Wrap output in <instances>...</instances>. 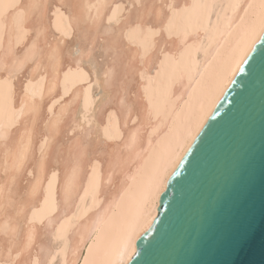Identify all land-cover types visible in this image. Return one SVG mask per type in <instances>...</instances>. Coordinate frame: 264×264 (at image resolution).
I'll return each mask as SVG.
<instances>
[{
    "label": "bare ground",
    "instance_id": "obj_1",
    "mask_svg": "<svg viewBox=\"0 0 264 264\" xmlns=\"http://www.w3.org/2000/svg\"><path fill=\"white\" fill-rule=\"evenodd\" d=\"M260 3L0 0V264L130 263Z\"/></svg>",
    "mask_w": 264,
    "mask_h": 264
},
{
    "label": "water",
    "instance_id": "obj_2",
    "mask_svg": "<svg viewBox=\"0 0 264 264\" xmlns=\"http://www.w3.org/2000/svg\"><path fill=\"white\" fill-rule=\"evenodd\" d=\"M160 202L129 264H264V36Z\"/></svg>",
    "mask_w": 264,
    "mask_h": 264
},
{
    "label": "snow or ice",
    "instance_id": "obj_3",
    "mask_svg": "<svg viewBox=\"0 0 264 264\" xmlns=\"http://www.w3.org/2000/svg\"><path fill=\"white\" fill-rule=\"evenodd\" d=\"M236 7H239V5L237 4ZM249 8L253 7V5L249 4L248 5ZM260 35L264 36V0H261L260 3ZM75 175V170H73V176ZM71 183H72V178H69L68 181V187H71Z\"/></svg>",
    "mask_w": 264,
    "mask_h": 264
}]
</instances>
